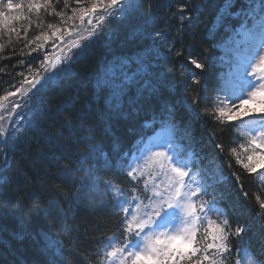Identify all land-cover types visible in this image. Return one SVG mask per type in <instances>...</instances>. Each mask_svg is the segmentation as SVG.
<instances>
[{"label": "snow or ice", "instance_id": "6c2138e0", "mask_svg": "<svg viewBox=\"0 0 264 264\" xmlns=\"http://www.w3.org/2000/svg\"><path fill=\"white\" fill-rule=\"evenodd\" d=\"M237 3L238 0H223L216 24L209 29L212 38L226 19H240L239 29L229 38L236 46L232 49L233 62L227 76L221 75L215 87L210 88L213 58L205 57V62H201L199 54H188L185 56L188 63L201 73H209V79L206 82L202 75L182 68L185 96L176 99L173 82L155 71L154 61L161 55V46L166 47V56L173 53L184 56L175 39L169 40L168 30L175 23L177 35H183L191 23L188 15L191 10L186 3L177 0L174 12L172 0L157 4L155 11L148 4V15L144 17L143 0H71V3L64 0L59 11L52 0H28L29 14L33 11L39 14L43 9L44 14L55 15L60 22L47 24L48 31H41L25 42L31 59L26 66L23 61L21 64L30 75L18 73L22 79L0 96V169L10 168V158L21 145L30 146L43 138L40 156L56 167L70 185L71 196L67 193L63 196L70 211L102 210L111 205L116 231L106 237L107 243L92 256L85 253L89 264L93 257L99 264H264V240L254 249L248 223L239 218L234 221L229 215L230 211L237 217L246 213L236 207H222L229 177L220 168L202 166L200 154L192 147L196 142L194 120L210 118L213 128L219 127L221 134L240 127L244 139L232 137L228 155L250 176L258 175L264 182V0H239L238 9ZM201 6L198 4L196 8ZM23 7L13 0H0V31L20 38V30L13 26V21L29 19L22 11H16ZM162 8L171 17L165 19L162 29L156 30ZM141 17L143 24L134 27L129 38L151 43H143L133 56L113 54L107 63L100 62L85 108L75 118L78 123L66 119L61 125L67 136L62 131L54 134L42 131L41 126L46 123L54 128L64 109L62 106L55 113L46 109L44 95L62 89L74 75L73 65L89 50L111 51V42L120 26ZM148 23L152 24V31L145 27ZM28 30L23 29L25 35ZM236 36L240 39L236 40ZM3 47L0 45V51ZM33 53H43V59ZM20 54H24L23 49ZM35 60L39 61V67H33ZM189 80L197 88H191ZM192 92L195 96L189 103ZM37 100L41 101L39 107ZM181 110L189 116L182 127L178 120ZM147 112H151V117L144 119L139 140L128 151H122L120 144L113 142L110 152H106L96 142L94 127L89 124L93 118L100 124L122 118L129 122V130L134 131L135 122ZM252 116L259 119L250 120ZM155 125L160 126V131L151 145L145 144L146 131ZM176 132L181 133L180 139L186 143L176 139ZM216 139L213 131L208 142L219 150L216 158L223 160L224 145L213 143ZM81 145L86 151L73 162L75 150ZM228 167H232L230 162ZM231 177L240 195L248 201L249 193L243 188L241 174L233 171ZM24 178L28 180L26 175ZM7 182L6 177H0V183ZM36 182L41 191L47 190L39 176ZM256 200L259 208L256 222L264 232V198L256 195ZM50 214L61 221L68 215L59 201L49 202L45 215ZM17 220L20 231L0 226V264H62L61 239H53L43 229L33 232L23 218ZM57 235L68 237L67 225L58 229ZM25 242L29 247H25ZM29 249L36 253L31 259L27 255Z\"/></svg>", "mask_w": 264, "mask_h": 264}, {"label": "trees", "instance_id": "16d2710c", "mask_svg": "<svg viewBox=\"0 0 264 264\" xmlns=\"http://www.w3.org/2000/svg\"><path fill=\"white\" fill-rule=\"evenodd\" d=\"M7 2V0H5ZM53 5L57 11L64 6V0H52ZM167 3L168 0H143L144 7L141 12L144 17L148 15V4L152 5V10L155 11V6L159 3ZM180 3H186L191 10L188 12L191 23L185 28L183 35H177V28L175 23L169 31V40L175 39L176 46L183 50L184 56L177 57L174 53L171 56H166V47L161 46V55L154 61V69L161 73L173 82L176 89L175 98L183 99L185 96L184 88L182 86L181 69L188 73H195L202 75L207 82L209 73H201V70L196 69L194 65L188 63L185 56L188 54H199L201 62H205V57H212L214 61V68L212 70V80L208 83L210 88L215 87L219 82L221 75L227 76L228 68L231 67L233 59L227 53L229 38L235 27L240 25V19L230 18L226 19L224 24L215 30V36L209 37V29L216 24V17L218 11L223 7V0H179ZM13 3H20L24 5L22 11L29 16L28 20L13 21V26L20 30V38L15 34L0 31V45H3V51H0V96L5 94L6 90H11V85L18 84L22 76L18 73L27 72L26 67L22 66L21 61L26 66L27 61L31 59L28 55L29 48H25V42L32 39L41 31H48L47 24H59V18L55 15L44 14L43 9L39 14L35 11L28 13V0H13ZM71 3V0H70ZM202 5L199 9L196 6ZM75 6V5H73ZM177 0H172V11L177 7ZM240 3L236 5L238 9ZM7 11V9H4ZM236 9H233L235 11ZM70 14V13H69ZM144 17L132 24L120 26L115 38L111 42V51L108 48H94L89 50L79 63L73 65L72 71L74 75L69 82L57 91L44 95V107L50 108L53 113L64 106V109L59 114L54 128H49L48 124L41 126L42 131L46 133H56L62 131L65 136L68 132L61 125L65 123L66 119L75 120L77 114L85 108V102L88 100L92 92V80L94 73L97 71L101 61L107 63L113 58V54L119 56H133L141 50L143 43H151V41L142 42L139 38H129V34L134 27L143 24ZM171 13L166 8L160 9V15L156 19V30L164 27L166 18H170ZM187 23V22H186ZM27 27L29 30L25 35L23 29ZM116 27V25H113ZM148 31L153 30L151 23L145 25ZM51 42H49L50 47ZM31 47H34L32 45ZM23 49V55L20 50ZM40 60L43 59V53H33L38 55ZM223 57V59H221ZM39 61H33V67H39ZM44 74V73H42ZM191 88H197V85L188 81ZM195 92H192L188 97L191 103ZM215 97V92L211 93ZM16 99V98H10ZM102 103V102H101ZM41 101L37 100L36 106L39 107ZM146 117H151V112L142 113L140 118L135 122L134 131H130V124L124 119L113 120L110 123L100 124L95 118L89 121V124L94 127V136L96 142L99 143L106 152H110L113 142L120 144L122 151L131 149L139 139L141 124ZM189 119L188 114L181 110L178 115V120L181 127ZM213 121L204 117L194 120L192 123L193 135L195 143L192 145L193 149L200 154L202 158V166L211 168H220L226 177H229L227 186L224 188L226 199L222 207L230 208L236 207L237 211L243 210L246 214L243 217H237L236 213L229 212L230 217L235 221L237 218L241 222H247L252 232H249V237L253 238L254 249L260 247L261 240H264V232L260 229L256 222L255 214L259 211L256 195L264 198V182L260 181L258 175H249L240 165L236 164L233 157L228 155L230 141L234 136H239L241 140L244 137L241 135L240 127L230 128L228 131L221 134L219 127L213 128ZM87 126V125H86ZM216 133L217 139L213 143H222L224 145L223 160L216 158L218 149L214 150L210 144L209 136L212 132ZM176 139L180 143H186L181 140V133H175ZM44 147L43 138L38 141H33L31 145H21L18 151L12 154L10 158V168L6 171L0 169V177H6L7 183H0V226L9 231H20L17 217L23 218L29 225L30 229L35 232L43 229L49 232L53 239H61L63 241L64 257L62 264H89L85 253L92 256L98 248H103L107 243L106 237L112 235L116 231L115 218L111 215V205L107 207L96 209L95 211L79 208L70 211L69 204L64 202L63 196L67 193L71 196L70 185H68L65 178L61 177L56 167L51 166L46 161H43L40 156V149ZM76 156L73 157V162L79 159L86 151L85 146L81 145L76 150ZM232 167H228V163ZM19 169V174L17 173ZM194 172L196 169H193ZM235 171L241 174V181L243 188L249 193L250 199L245 201L240 195V190L234 183V178L231 173ZM25 175L28 180H25ZM37 176H39L41 183L46 187V191H41L37 184ZM108 178V177H105ZM74 190V189H73ZM51 201H59V206L63 207L68 213L66 220H56L50 214L45 215V209ZM67 225L70 235L68 237H59L57 235L58 229ZM77 246L79 250L77 251ZM25 247H29L25 242ZM28 258H33L36 253L29 249ZM103 253H101V257ZM91 264H99V260L93 257Z\"/></svg>", "mask_w": 264, "mask_h": 264}, {"label": "rangeland", "instance_id": "374dc122", "mask_svg": "<svg viewBox=\"0 0 264 264\" xmlns=\"http://www.w3.org/2000/svg\"><path fill=\"white\" fill-rule=\"evenodd\" d=\"M6 114V113H5ZM255 116H252V117H249V119H251V118H254ZM258 117V116H257ZM27 119V117H25V120Z\"/></svg>", "mask_w": 264, "mask_h": 264}]
</instances>
